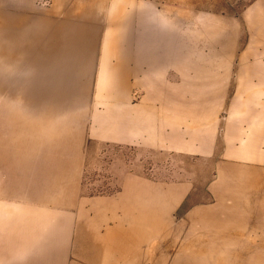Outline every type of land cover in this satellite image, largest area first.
I'll return each instance as SVG.
<instances>
[{"label":"rangeland","instance_id":"374dc122","mask_svg":"<svg viewBox=\"0 0 264 264\" xmlns=\"http://www.w3.org/2000/svg\"><path fill=\"white\" fill-rule=\"evenodd\" d=\"M134 2L142 7L140 20L138 14L119 13ZM110 4V12L95 14L94 21L78 18L77 23L65 24L67 14L53 12L54 0H0V156L6 159L0 161V264H88L75 253L74 239L60 236L65 231L52 230L69 223L39 221V211L50 213L54 207L38 204L28 195L41 186L29 185L27 177L52 165L78 167L79 195L90 200L121 191L116 167L131 173L138 168L146 181L170 189L175 202L184 194L197 196L203 204H177L168 212L170 225L186 224L183 233L189 226L187 211L203 207L224 216L230 200L223 201L229 204L225 206L215 205V200L231 189L229 180L238 176L248 180L254 170L257 175L254 182H246V196L261 200L254 208L264 214V142L236 143L234 148L245 156L202 158L102 139L118 106L142 98L138 88L128 95L119 93L118 87L110 92L117 79L107 75L118 63L105 58L132 53L135 41L173 44L175 54L187 48L191 54L215 49L226 54L234 46L238 55L234 70H264V0H111ZM73 45H78V52ZM41 115L49 117L42 121ZM23 135L28 140L39 138L40 145L26 154L30 164L20 168L12 158L22 149ZM22 177L27 183L22 184ZM61 209L66 208L57 212ZM263 217H256L259 221L245 236L255 250L241 252L245 259L258 256L262 264ZM54 233L58 237L47 236ZM179 244L178 240L171 247L172 254ZM233 254H212L209 264H240L233 259L214 263L219 255L230 261ZM203 258L189 260L203 264ZM179 262L175 264H192Z\"/></svg>","mask_w":264,"mask_h":264},{"label":"crops","instance_id":"0c3cea01","mask_svg":"<svg viewBox=\"0 0 264 264\" xmlns=\"http://www.w3.org/2000/svg\"><path fill=\"white\" fill-rule=\"evenodd\" d=\"M110 1L54 0L53 12L67 14L65 24L77 23L78 18L90 22L95 20V14L110 12ZM119 13L138 14L140 20L142 7L134 2ZM134 43L132 53L129 50L105 58L118 63L107 76L117 79V86L114 82L110 92H116L114 88L118 87L119 93L128 95L138 88L142 98L140 102L118 106L116 119H111L110 128L102 136L104 141L173 149L181 156L202 158L245 156L243 150L234 148L236 143L264 142V70H234L232 63L238 57L234 46L226 54L216 49L214 53L191 54L188 48L175 54L173 44ZM77 46L72 49L77 51ZM244 58L252 60L249 55ZM50 104L54 107L59 103ZM48 117L41 115L40 120L46 121ZM21 144L20 155L14 152L12 158L20 168L30 164L26 154L39 147L40 139L28 140L23 135ZM1 159L6 160L5 156ZM115 173L121 191L96 200L79 195L78 167L52 165L27 177L29 185L41 186L37 193L28 191L30 198L54 207L50 213L39 211L38 220L50 224L67 221L70 225H55L52 230L65 231L60 236L74 239L75 253L82 261L175 264L189 260L192 253L255 250L253 243L245 239L247 232H252L254 221L264 216L254 208L262 204L261 200L246 196V182H254L257 175L254 170L248 180L241 181L240 176L229 180L227 187L231 191L215 200L218 206L229 205L223 201L230 200L231 206H225L228 211L224 216L203 207L187 211L185 222L189 226L185 233L186 224L172 226L167 215L177 204H203L196 201L197 196L186 198L184 194L175 202L170 189L163 190L146 181L138 168L131 173L116 167ZM24 183L26 177H22ZM60 207L66 209L57 212ZM47 236L58 237L55 233ZM178 240L179 247L172 254L171 247Z\"/></svg>","mask_w":264,"mask_h":264},{"label":"bare ground","instance_id":"6f19581e","mask_svg":"<svg viewBox=\"0 0 264 264\" xmlns=\"http://www.w3.org/2000/svg\"><path fill=\"white\" fill-rule=\"evenodd\" d=\"M212 254H215V253L208 252V251H206V252H198V253H192L189 257L190 258H194V259H198V257L204 256V258L202 259L203 264H209V263H212V260L210 259ZM242 254L243 253H241V252H237V254L234 253L232 255V257L230 258V261L226 260L225 258L223 259V257L221 255H219V256H217L218 258L214 259V263H219V262L221 263L223 261H227V262L230 263L231 259H233L236 263H240V264H242L243 262H244V264H262V261H261V259H259L258 256H253L251 259H245V255H242ZM257 254H259V253H257ZM163 257H165V256H163ZM208 259H209V261H208ZM165 260H166V258H165ZM185 262H190V263L192 262V264H194L193 260H191V261L187 260ZM163 264H164V262H163Z\"/></svg>","mask_w":264,"mask_h":264}]
</instances>
